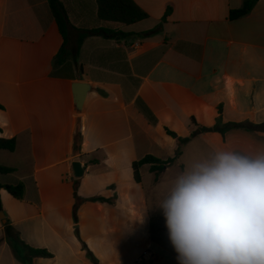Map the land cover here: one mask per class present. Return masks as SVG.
Returning a JSON list of instances; mask_svg holds the SVG:
<instances>
[{"label": "crops", "instance_id": "1", "mask_svg": "<svg viewBox=\"0 0 264 264\" xmlns=\"http://www.w3.org/2000/svg\"><path fill=\"white\" fill-rule=\"evenodd\" d=\"M60 1L72 26L70 54L53 65L63 38L48 0H0V137L17 142L14 152L0 151V166L14 169L0 174V185L25 186L23 201L0 189V264H92L80 239L100 264H134L146 252L152 264H179L158 207L170 181L191 157L253 150L264 145V134L200 133L158 181L143 165L135 182L132 164L147 155L173 158L178 145L165 129L189 138L196 130L191 119L213 127L219 108L223 123L264 122V0L235 20L229 12L244 0H133L148 17L129 26L99 22L96 0ZM99 27L121 34L88 37L73 54L79 30ZM76 82L92 86L80 114ZM75 161L81 177L74 175ZM76 180L79 197L113 204L83 203L75 223ZM7 221L21 241L53 257L26 260L21 243L6 234Z\"/></svg>", "mask_w": 264, "mask_h": 264}, {"label": "clouds", "instance_id": "2", "mask_svg": "<svg viewBox=\"0 0 264 264\" xmlns=\"http://www.w3.org/2000/svg\"><path fill=\"white\" fill-rule=\"evenodd\" d=\"M158 207L179 264H264V145L191 157Z\"/></svg>", "mask_w": 264, "mask_h": 264}, {"label": "trees", "instance_id": "3", "mask_svg": "<svg viewBox=\"0 0 264 264\" xmlns=\"http://www.w3.org/2000/svg\"><path fill=\"white\" fill-rule=\"evenodd\" d=\"M258 0H244L242 6L239 9L231 10L229 12V19L235 20L246 16L255 6ZM48 4L55 19V22L58 26L59 32L63 38V45L59 51V53L55 56L53 60V65H57L59 63L64 62L65 57L70 53L67 51L69 39V32L72 30V26L69 22L67 11L60 0H48ZM96 17L99 22L103 23H115L122 25H133L137 22H140L148 17V15L133 1V0H96ZM158 28H155L151 31L144 33V36H151L158 32ZM121 33L115 32L110 28H93L87 30H79V37L76 41L75 47L72 48L73 54L80 48L84 40L91 36H98L102 38H113L114 36L120 35ZM136 107L141 114L147 119V121L155 125L157 123V119L155 118L152 111L147 107V105L141 100H136ZM0 109L3 107L0 105ZM219 117L217 118L216 124L213 127H201L198 126L194 120L191 119V123L196 126V130L191 134L189 138H180L174 132H171L169 129H165L167 134L174 138L177 142V150L176 154L173 158H169L167 160H160L154 156L147 155L142 159L133 162L132 168L134 173V180L137 183L141 182V173L140 168L143 165H150V172L154 174L155 180L158 181L162 172L170 166L171 164L178 161L182 155V146L188 142L191 138L196 137L200 133L205 132H218L225 139L226 134L231 130H243L249 133L255 134H264V122L260 124H253L250 122H228L223 123L221 118V109H218ZM1 132V129H0ZM17 148V142L15 138L6 139L0 137V151L14 152ZM81 149V132L80 127L78 126L77 132L74 137L73 143V151L75 153H79ZM14 171L13 168L0 166V174H10ZM79 186V180L74 181V208H73V219L74 222H77V210L78 208L86 202L99 203V204H113L111 199H107L102 196L92 197L88 199H83L78 196L77 189ZM0 189H4L11 197L16 200L23 201L25 199V186L23 183H18L15 185H0ZM5 231L8 237H14L17 239L23 249H24V257L28 261H32L34 259H47L52 258L53 255L47 251L46 249H36L33 248L23 241L20 240L18 233L15 229L9 224V221L5 224ZM81 250L85 253L86 258L92 264H100L99 260L95 257V255L91 252V250L87 247L85 242L80 239Z\"/></svg>", "mask_w": 264, "mask_h": 264}, {"label": "water", "instance_id": "4", "mask_svg": "<svg viewBox=\"0 0 264 264\" xmlns=\"http://www.w3.org/2000/svg\"><path fill=\"white\" fill-rule=\"evenodd\" d=\"M72 88H73V99H74L75 111L80 114L85 98L87 94L92 90V86L88 83L76 82V83H73ZM72 168H73L74 175L76 177L82 176L83 169L81 167V164L78 161H75L72 163ZM0 219L3 222H5V213L3 212V209H2L1 200H0Z\"/></svg>", "mask_w": 264, "mask_h": 264}, {"label": "built area", "instance_id": "5", "mask_svg": "<svg viewBox=\"0 0 264 264\" xmlns=\"http://www.w3.org/2000/svg\"><path fill=\"white\" fill-rule=\"evenodd\" d=\"M135 46L138 47L139 43H136ZM152 258V254L146 252L134 264H152Z\"/></svg>", "mask_w": 264, "mask_h": 264}]
</instances>
